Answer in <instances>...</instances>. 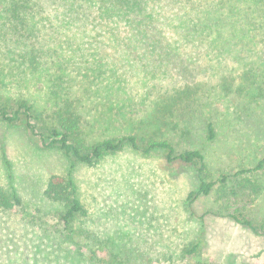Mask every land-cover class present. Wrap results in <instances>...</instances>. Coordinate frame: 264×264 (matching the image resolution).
<instances>
[{
    "label": "rangeland",
    "instance_id": "rangeland-1",
    "mask_svg": "<svg viewBox=\"0 0 264 264\" xmlns=\"http://www.w3.org/2000/svg\"><path fill=\"white\" fill-rule=\"evenodd\" d=\"M9 1L0 0V28L12 22L19 30ZM32 2L47 3L39 10ZM50 2L23 4L28 20L21 25H28L30 36L24 50L43 51L42 58L51 61V74L66 78L52 88L60 103L55 106L50 100L43 121H35L59 125L65 116L62 105L69 100L81 114L82 152L108 138L132 136L138 145L142 138L167 139L175 152L198 150L204 165L199 171L198 164L167 162L165 151L141 153L128 140L103 160L86 164L55 144L41 145L25 119L0 118V189L11 200L9 208L0 206V264H106V252L101 253L104 262L98 257L99 242L123 264H199L195 253L186 251L197 242L196 253L211 264H264V167L255 168L264 161V0H163L197 4L186 5L191 18L165 7L153 17L163 33L145 37L150 43L163 41L154 50L138 45L140 38L133 41L134 33L123 23L112 42L111 19L105 23L111 27L104 46L87 36L75 44L57 45L49 39L40 45L38 38L53 30L45 18L61 9ZM4 32L1 105L12 112L25 96L42 109L47 99L41 94L43 72H31L12 57L16 33L0 30ZM167 43H175L172 51L181 56L170 58L175 76L183 66L197 67L200 80H195L200 84L192 94L195 102L180 104L168 126L156 120L164 112L158 107L181 81L159 79L163 65L155 56L168 54L163 48ZM56 48L59 58L52 57ZM185 56L194 58L178 61ZM151 67L156 77L150 74L146 80ZM71 164L77 196L86 210L74 219L81 234L63 228L57 217L63 205L44 195L48 177L66 175ZM201 180L212 182L207 194L197 192ZM239 220L250 221L255 229Z\"/></svg>",
    "mask_w": 264,
    "mask_h": 264
},
{
    "label": "trees",
    "instance_id": "trees-1",
    "mask_svg": "<svg viewBox=\"0 0 264 264\" xmlns=\"http://www.w3.org/2000/svg\"><path fill=\"white\" fill-rule=\"evenodd\" d=\"M32 0H10L9 10L11 16L19 21L20 29L17 30L16 24H11L12 22L5 23L3 28H0L1 31H4L5 28L10 30H14V34L16 36L12 39L14 42L15 50H9V53L13 58L16 57V60L23 64L26 68H31V72H38L42 70L43 79L45 80V86L43 87L42 96H46L42 102V109H38V106L33 103L32 99H28L27 97L20 98L16 102V107L12 112L4 109L0 102V118L7 120L9 122H17L20 119H25V125L30 131L31 134L39 136L41 145H57L66 155L72 157L73 159H77L86 164H94L95 162H99L103 160V158L107 155L113 154L118 151L125 140H128V144L135 150L140 151L141 153H149L152 149H160L166 152L165 158L167 162H171L173 160H178L182 163L188 164H198L199 171L202 170L204 165L203 163V155L198 150H182L179 152H175L173 146L167 139H141V145H138L134 139V137L129 136L126 138H108L101 141H98L92 144L87 151L82 152L80 149L81 138L78 136L79 126L81 121V114L76 112L75 108L72 106V102L69 100H64V118L63 121L59 123V125H51L47 126L45 124L39 125L38 121H43V114L46 109L47 103L52 100V105H58L60 101H57L56 92L52 90L55 87L56 80L60 83L65 82L66 78L64 74L59 73L57 78L51 74V61L47 62L44 58H42L43 51L34 52V50H30V52L25 51L24 48L26 46L27 39H30L29 32L27 30V26L25 28L23 25L28 20L27 18V8L25 5H29ZM40 1V0H37ZM51 1V3L57 4L61 7L59 11H56L51 18H45L50 25L52 26V31L49 35H45L44 38H38V42L40 45L46 46L49 44V39L53 41L55 44H63L66 41H70L67 43L75 44V40L77 38H92L98 40L99 46H104L103 41H106V36L110 34V25H106V20L111 19V24L113 25L115 31L112 34V42L120 36V24L123 23L126 26V29L133 32L132 40L137 43V39L139 40L140 46H148L154 50V47L162 45L163 41H158V38L155 39L154 42L151 43L147 41L148 38H145L149 34H154L155 36L162 37L163 33H161V29L154 22L153 17L157 15L159 11L164 10V7L167 9H171L173 11H182L187 14L186 5H195L196 2H162L163 0H47ZM37 3L39 10H42L43 6L47 2H32ZM198 5L201 6L202 3L198 2ZM179 8V9H178ZM182 9V10H181ZM184 9V10H183ZM40 15V12L38 11ZM189 18L192 15L187 14ZM40 17V16H39ZM41 18V17H40ZM159 19V18H158ZM106 23V24H105ZM178 25V24H177ZM196 22L192 21V26L196 27ZM32 26V24H30ZM191 27L190 25L187 26ZM34 28V27H33ZM27 30L28 33L25 31ZM20 31V32H19ZM62 31H64L62 33ZM155 31V32H154ZM42 32V31H41ZM3 38L6 39L7 32L0 34ZM25 38V39H23ZM130 43H133V41ZM160 40V39H159ZM1 44V42H0ZM32 44V43H31ZM180 44V43H179ZM17 48V50H16ZM168 54H156L155 60H158L160 64L163 65L162 70L158 71L159 79H167L169 81H181L177 88L175 86L172 87L171 95L167 98H163L160 104H163L158 107L159 111H163L161 117L156 120L160 121L162 125L169 124V120L173 114H176L179 111V105L185 103L184 107H188L192 103L195 102V98L192 96L196 89L200 85L196 84V77L199 73L197 67H185L181 68L182 72L178 75V78L175 76L177 73L174 69L172 71L171 63L172 59L174 60L179 57L178 53L172 51V48H177L175 43H167ZM155 52V51H154ZM59 49H54L53 58H59L58 55ZM181 57V56H180ZM194 58L185 56V58H179L178 61H190ZM65 59V57H62ZM28 61V63H25ZM56 62V61H54ZM156 62V61H154ZM152 72L147 71L144 74V78L148 80L150 74L156 77V74L153 72V68H150ZM180 70V69H179ZM202 73L207 75V71L203 70ZM173 78L171 79V77ZM196 80V81H195ZM175 84V83H174ZM196 84V85H195ZM75 91L79 90V86H74ZM41 102V100H40ZM39 104V102L37 101ZM182 107L180 110H182ZM44 110V111H43ZM37 119V122L35 121ZM34 120V121H33ZM79 122V124H78ZM208 128V136L212 138L213 136V125L212 123H207ZM42 131H39V130ZM81 131V130H80ZM48 141L46 142V140ZM76 139V140H75ZM264 161L260 160L255 167L256 170L263 169ZM72 164L66 175L60 174H51L48 179L44 189V195L55 202L61 203L63 205V210L57 213V217L60 223L63 225V228L66 229L69 233L81 234L80 225L74 222V219L77 214H86V210L82 201L77 196V184L71 173ZM212 186V182H204L201 180L199 184V189L197 192H202L207 194ZM17 201L16 198H14ZM11 205V200L8 196L0 189V206L3 208H9ZM240 223L246 224L249 227L255 229L253 224L248 220H239ZM99 245V246H98ZM97 245L100 256L97 251L95 252L101 262H104L103 256H101L102 251L108 254V260L106 264H123L117 257L109 252L106 245L102 242H99ZM199 246V242L193 244L189 248H186L188 253H195L196 261L199 264H211L208 260H203L199 253H196L197 248Z\"/></svg>",
    "mask_w": 264,
    "mask_h": 264
}]
</instances>
